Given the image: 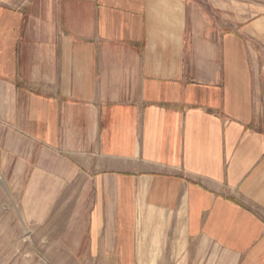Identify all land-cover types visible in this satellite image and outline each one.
<instances>
[{"label": "crops", "instance_id": "1", "mask_svg": "<svg viewBox=\"0 0 264 264\" xmlns=\"http://www.w3.org/2000/svg\"><path fill=\"white\" fill-rule=\"evenodd\" d=\"M230 20L0 0V176L77 197V259L264 264V15Z\"/></svg>", "mask_w": 264, "mask_h": 264}, {"label": "rangeland", "instance_id": "2", "mask_svg": "<svg viewBox=\"0 0 264 264\" xmlns=\"http://www.w3.org/2000/svg\"><path fill=\"white\" fill-rule=\"evenodd\" d=\"M24 1L14 0V3L19 5ZM189 2L216 16V21L225 26L233 15H240L241 20L264 15V0ZM29 182L8 181L0 176V264H97L76 258L87 215L78 211L83 205L77 203V197L66 190L58 201L49 202L51 196L39 194V189L26 194L24 184Z\"/></svg>", "mask_w": 264, "mask_h": 264}]
</instances>
